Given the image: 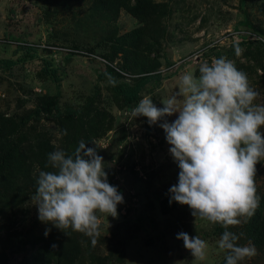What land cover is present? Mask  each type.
<instances>
[{
    "label": "rangeland",
    "instance_id": "374dc122",
    "mask_svg": "<svg viewBox=\"0 0 264 264\" xmlns=\"http://www.w3.org/2000/svg\"><path fill=\"white\" fill-rule=\"evenodd\" d=\"M149 1L166 12L152 25L124 9L105 15L95 10L100 0H0V133L22 139V150L32 148L45 164L43 154L71 144L64 139L65 132L78 145L85 141L103 157L109 183L124 197L118 217L101 214L95 244L68 230L80 245L75 264H193L191 252L177 239L180 232L198 234L209 243L207 259L196 264H220L226 256L217 245L224 228L196 219L187 205L169 202L179 168L160 124L177 116L149 125L147 117H136L133 110L144 96L163 107L161 101L178 90L184 72L198 76L201 63L219 57L247 73L264 102V0ZM148 27L156 39L149 38ZM142 34L131 55L116 45L117 39L129 35L122 46L133 49L128 43L136 44ZM148 41L153 44L151 52L143 50ZM134 59L145 66L157 65L152 74L160 78L145 85L137 104L128 107L114 92L108 69L118 82L130 85L138 77L129 69ZM51 100L57 109L45 113L42 109ZM69 112H79L74 125L59 117ZM33 167L22 193H10L0 183V264H26L36 240L49 236L47 240L56 244V239L66 237L38 219L31 196L39 172L49 169L42 170L35 162ZM256 167L262 202L264 161ZM10 201L7 210L3 202ZM251 218L228 230L240 236V245L251 244L257 250L245 264H264V246L249 237Z\"/></svg>",
    "mask_w": 264,
    "mask_h": 264
},
{
    "label": "clouds",
    "instance_id": "9594fccd",
    "mask_svg": "<svg viewBox=\"0 0 264 264\" xmlns=\"http://www.w3.org/2000/svg\"><path fill=\"white\" fill-rule=\"evenodd\" d=\"M198 71V76L188 71L180 76L178 90L161 101L163 107L144 96L133 112L147 117L149 125L177 116L160 124L179 168L169 202L187 205L196 219L224 228L217 245L226 253V264H245L257 250L240 245V236L228 229L246 223L260 205L255 177L257 164L264 161V102L247 73L226 57L203 62ZM105 167L96 148L83 140L71 154L63 149L48 153L49 170L39 172L31 196L38 219L66 235L69 229L81 233L95 244L101 214L118 217V205L124 203ZM177 239L191 252L193 264L207 259L209 243L198 234L180 232Z\"/></svg>",
    "mask_w": 264,
    "mask_h": 264
},
{
    "label": "trees",
    "instance_id": "16d2710c",
    "mask_svg": "<svg viewBox=\"0 0 264 264\" xmlns=\"http://www.w3.org/2000/svg\"><path fill=\"white\" fill-rule=\"evenodd\" d=\"M120 9L126 10L137 19L144 23H148L149 25H152L153 20H156L157 23L158 20L163 19L166 16L164 8L159 9V6L152 4L149 0H100L99 5L95 10L105 11V15H108L107 12L118 13ZM148 29L150 32L149 38H155L151 35L152 30L149 27ZM135 33H139V31H136ZM127 36L117 39L119 44L116 43V45H119V50L124 55H131V51H136L141 44L144 34H142L136 44L134 42L128 43L133 46V49L132 47L123 48L122 46L125 45V39ZM152 49L153 44H151L150 41L143 46L144 51L151 52ZM8 64H12V62L9 61ZM156 66L157 65L154 64L145 66L142 64L141 60L134 59L133 65L129 66V69L133 74L138 75V77L134 78L132 80V84L130 85L118 82L114 77L115 73L112 72L110 68L108 69L110 84L112 85L114 92L121 97L126 106L131 107L136 105L141 89L150 82H156L159 80L160 77L158 74H152L155 71ZM49 106L54 107L50 108ZM53 109H57L56 103L54 100H51V102H48L47 105L44 106L42 111L45 113H51ZM57 113L60 115L59 112ZM78 114L79 112H69L62 117H59L60 119L74 125L77 122L76 115ZM64 139L67 143H71L69 146H74H67L65 150L67 153L71 154L78 144L73 140L71 141L70 137L66 136V134H64ZM21 143L22 139L17 138V140H15V135L7 137L5 133H0V183L2 186H7L10 193H13L14 191L23 192V187L27 184L26 180L29 179L30 174L35 169L33 167L34 162L35 165L38 164L42 170L46 169L44 160L39 155H34L32 148L25 153L20 146ZM28 153L34 160L28 156ZM47 154L48 152L43 155L47 156ZM27 159L30 160L29 163H27ZM19 186H22V188H19ZM262 199L263 201L260 202L259 208L255 212V215L252 216L249 223V237L252 239L254 244L260 246H264V197ZM3 203L4 206L6 205L7 210H9V207L11 206L10 204H13L11 201L10 203ZM162 209L164 213L168 210L165 202L162 204ZM65 236V238H61V241L56 239V244H54L52 240H47L49 236L47 238L41 237L36 240L30 249L29 259L26 264H75L79 257L80 245L75 237L70 235ZM58 237L60 236L57 235V238ZM53 245H56V247H53ZM220 264H226V259H224Z\"/></svg>",
    "mask_w": 264,
    "mask_h": 264
}]
</instances>
